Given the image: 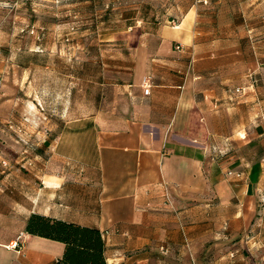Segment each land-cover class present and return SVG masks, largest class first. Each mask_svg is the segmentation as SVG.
I'll return each mask as SVG.
<instances>
[{"label":"crops","instance_id":"1","mask_svg":"<svg viewBox=\"0 0 264 264\" xmlns=\"http://www.w3.org/2000/svg\"><path fill=\"white\" fill-rule=\"evenodd\" d=\"M181 4L107 35L112 53L69 97L80 116L39 135L32 175L0 165V264L62 259L65 244L26 232L33 213L99 229L107 264H264V156L238 152L254 113L264 136V9Z\"/></svg>","mask_w":264,"mask_h":264},{"label":"rangeland","instance_id":"2","mask_svg":"<svg viewBox=\"0 0 264 264\" xmlns=\"http://www.w3.org/2000/svg\"><path fill=\"white\" fill-rule=\"evenodd\" d=\"M234 4L236 9H264V0H234ZM171 9L185 8L181 0H0V56H4V61L0 57V165L32 175L30 170L39 164L34 158L39 135L43 141L67 130L65 120L80 116L79 105L69 97L73 90L80 100L78 73L95 77V61L112 53L107 35L129 26L161 23ZM90 93L92 113L97 93L92 82ZM257 114L250 120L248 144L238 150L250 164L264 156ZM48 161L44 148L42 166ZM257 199L256 227L264 236V177Z\"/></svg>","mask_w":264,"mask_h":264},{"label":"trees","instance_id":"3","mask_svg":"<svg viewBox=\"0 0 264 264\" xmlns=\"http://www.w3.org/2000/svg\"><path fill=\"white\" fill-rule=\"evenodd\" d=\"M26 232L65 244L61 260L54 264H107L105 242L99 229L33 213Z\"/></svg>","mask_w":264,"mask_h":264},{"label":"built area","instance_id":"4","mask_svg":"<svg viewBox=\"0 0 264 264\" xmlns=\"http://www.w3.org/2000/svg\"><path fill=\"white\" fill-rule=\"evenodd\" d=\"M145 92H146L147 94L150 92L148 86L146 87ZM227 175H228V176H234V177H237V178H241V174H240V173H234V172H232V171H228V172H227ZM19 239H20V238H19ZM18 246H19L18 241H16V242L12 245L13 248H16V247H18Z\"/></svg>","mask_w":264,"mask_h":264}]
</instances>
